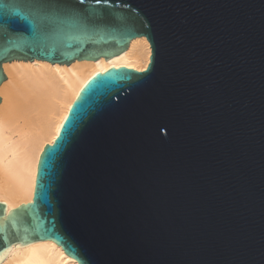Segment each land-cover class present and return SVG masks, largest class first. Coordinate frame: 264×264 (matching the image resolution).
Here are the masks:
<instances>
[{"label":"water","instance_id":"water-1","mask_svg":"<svg viewBox=\"0 0 264 264\" xmlns=\"http://www.w3.org/2000/svg\"><path fill=\"white\" fill-rule=\"evenodd\" d=\"M140 37L147 69L93 76L33 200L0 202V263L53 241L78 264H264V0H0V87L5 63Z\"/></svg>","mask_w":264,"mask_h":264},{"label":"bare ground","instance_id":"bare-ground-1","mask_svg":"<svg viewBox=\"0 0 264 264\" xmlns=\"http://www.w3.org/2000/svg\"><path fill=\"white\" fill-rule=\"evenodd\" d=\"M152 55L146 37L134 39L121 55L105 60L4 64L0 87V202L10 212L33 200L40 156L53 144L74 101L97 73L112 67L145 71ZM0 264H78L53 241L13 247Z\"/></svg>","mask_w":264,"mask_h":264},{"label":"snow or ice","instance_id":"snow-or-ice-1","mask_svg":"<svg viewBox=\"0 0 264 264\" xmlns=\"http://www.w3.org/2000/svg\"><path fill=\"white\" fill-rule=\"evenodd\" d=\"M41 2H43V0H41ZM81 2H83V0H81ZM26 207V206H25Z\"/></svg>","mask_w":264,"mask_h":264}]
</instances>
